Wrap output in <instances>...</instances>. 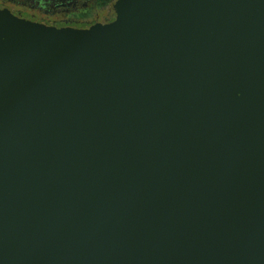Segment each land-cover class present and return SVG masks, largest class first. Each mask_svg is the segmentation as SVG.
<instances>
[{
    "label": "water",
    "instance_id": "water-1",
    "mask_svg": "<svg viewBox=\"0 0 264 264\" xmlns=\"http://www.w3.org/2000/svg\"><path fill=\"white\" fill-rule=\"evenodd\" d=\"M116 11L0 9V264H264V0Z\"/></svg>",
    "mask_w": 264,
    "mask_h": 264
},
{
    "label": "flooded vegetation",
    "instance_id": "flooded-vegetation-1",
    "mask_svg": "<svg viewBox=\"0 0 264 264\" xmlns=\"http://www.w3.org/2000/svg\"><path fill=\"white\" fill-rule=\"evenodd\" d=\"M119 0H0V9L33 25L89 30L113 23Z\"/></svg>",
    "mask_w": 264,
    "mask_h": 264
}]
</instances>
